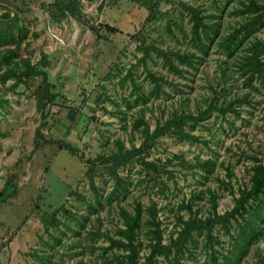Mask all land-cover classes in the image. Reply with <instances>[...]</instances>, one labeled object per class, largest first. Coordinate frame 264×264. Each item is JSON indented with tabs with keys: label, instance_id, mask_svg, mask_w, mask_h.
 Here are the masks:
<instances>
[{
	"label": "rangeland",
	"instance_id": "rangeland-1",
	"mask_svg": "<svg viewBox=\"0 0 264 264\" xmlns=\"http://www.w3.org/2000/svg\"><path fill=\"white\" fill-rule=\"evenodd\" d=\"M246 3L0 0V76L10 75L0 77V264H264L263 202L235 212L264 157V77L242 68L264 45V0L255 12ZM28 68L56 94L44 118L42 77L13 75ZM233 98V111L186 125L198 141L167 134L123 165L111 160L174 112ZM215 213L225 221L174 246L185 221ZM157 240L167 248L153 254Z\"/></svg>",
	"mask_w": 264,
	"mask_h": 264
},
{
	"label": "trees",
	"instance_id": "trees-1",
	"mask_svg": "<svg viewBox=\"0 0 264 264\" xmlns=\"http://www.w3.org/2000/svg\"><path fill=\"white\" fill-rule=\"evenodd\" d=\"M255 2L256 0H249V3H246L243 7V12H255L258 8L255 7ZM263 5H261L262 7ZM264 10V9H263ZM259 14H258V19H259ZM255 18L251 20L247 25H253L255 23ZM99 29L104 28L107 31L111 32H116L117 29L109 26L108 24H99L98 25ZM249 26H247L248 29ZM91 29L94 32H97L98 30L95 27H91ZM197 31V30H196ZM249 31V30H248ZM247 31V32H248ZM194 38L197 41L196 43L198 46L200 45V39L198 34H194ZM235 36L234 34H230L229 36L224 38V44L227 49L230 48V43H233L235 41ZM264 49V45L261 44L260 42L252 44L248 51H250V56L248 63H244L242 65L243 72H249L250 73V78H252L255 74L262 75L264 77V63L260 59V55ZM166 56V55H165ZM182 58L189 59L187 58V55L182 56ZM170 64L172 69H177L178 66L174 64L169 57L165 58ZM190 60V59H189ZM188 60V61H189ZM29 72L33 76H38L40 75L42 77L43 81V86H42V93L40 96L38 95L37 98V109L41 113V117H45V111L47 110V107L52 104L56 98V94L51 92L50 89L52 88V84L47 81V74L44 70H33L28 68L27 70L20 72L18 74H13L16 78V82H19L21 80L20 76L22 74H25L26 76L29 75ZM2 81L5 79H8L10 75L7 72H4L3 75L0 76ZM217 100H211L209 102L208 106L202 110L200 109L197 114L191 113V112H174L168 119H166L162 124H158L151 132L149 131L148 128L144 130V140L140 144V146L135 147L132 146L131 149H124L123 145H120V148L118 151L114 154L111 155V160L113 161L115 166H120L123 165L129 161H131L133 158L138 157L141 155L142 152L148 151L153 145L154 141L164 135H171L176 137L180 141H198V137L194 136L191 134L189 131L185 129L186 125L191 123V125H194L195 123H198L199 120L203 119L205 115L210 113L213 110L219 111L220 113H225L227 111H233L234 107L236 104L240 102L239 99H229V100H224L223 102ZM71 119H73L72 115H69ZM254 160L256 161V164L253 165V174L251 176V186L250 188H247V190H242L240 193V197L237 199V205L235 208V212H239V208L244 206V203H246L249 199H259L262 201L264 205V196L261 195L264 192V157L262 159H258L254 157ZM138 162L146 169L151 170L155 173L159 172L160 167L154 162H150L146 160L145 156H140L138 158ZM261 207V206H260ZM259 206L255 208V212L259 214L260 216L262 215V210L260 209ZM241 216L246 220L247 216L245 214H241ZM138 214L133 216V217H126L127 220H129V226H135L137 221H138ZM248 217H251L248 215ZM225 221V216H220L218 214H214L213 217H206L204 219L202 218H196L191 217L187 221H185L184 228L182 231L179 233L177 240L173 242L174 246L176 248H181L183 243L188 239L190 236L191 232L196 229L204 228L208 233L210 229L213 227L215 223H222ZM251 223V222H250ZM253 223V222H252ZM251 223V224H252ZM253 232L257 233L259 232L257 230V227L253 225L252 227ZM157 233V232H153ZM159 233H157L158 235ZM153 251L152 253H156L158 250H163L166 249V246L160 245V240H157L155 244L152 245ZM129 264H139L135 260H131ZM140 264H153L152 260L150 257L147 258L145 263H140Z\"/></svg>",
	"mask_w": 264,
	"mask_h": 264
}]
</instances>
